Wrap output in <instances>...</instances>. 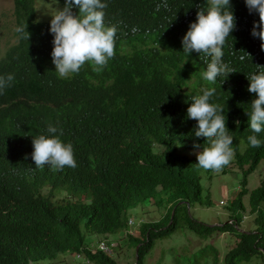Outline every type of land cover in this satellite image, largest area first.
I'll return each mask as SVG.
<instances>
[{"label": "trees", "instance_id": "trees-1", "mask_svg": "<svg viewBox=\"0 0 264 264\" xmlns=\"http://www.w3.org/2000/svg\"><path fill=\"white\" fill-rule=\"evenodd\" d=\"M55 1L39 22L36 0H13L4 25L14 41L0 50V264H119L94 239L147 264L155 241L184 227L233 236L222 264H264V181L246 189L264 160V0ZM221 146L233 160L210 157ZM235 167L232 222L191 217L185 202L211 207L201 170ZM247 194L257 227L238 232ZM152 201L166 214L130 234L129 210ZM211 255L217 264L215 246L195 264Z\"/></svg>", "mask_w": 264, "mask_h": 264}, {"label": "rangeland", "instance_id": "rangeland-1", "mask_svg": "<svg viewBox=\"0 0 264 264\" xmlns=\"http://www.w3.org/2000/svg\"><path fill=\"white\" fill-rule=\"evenodd\" d=\"M224 0H211L210 3H220ZM37 21L46 22L55 13H57L62 5L55 0H36ZM14 9L13 0H0V50L5 52L7 47L14 41V37H11L10 32H6L4 27L5 22H10L12 18V11ZM203 21V19L201 20ZM191 79V78H190ZM191 83L194 79L189 80ZM209 82V80H208ZM242 144V143H241ZM244 146V145H243ZM191 158L205 159L207 153L201 152V150H186L184 152ZM233 152H230L228 147L221 146L211 150V156H220L228 161L233 160ZM232 163V162H231ZM201 184L203 188L204 200L211 201V207L195 205L190 207L189 215L199 222H202L209 226L223 225L224 223H231L230 214L228 208L232 207V201L236 198L240 191V182L243 180L242 171L238 168H231L225 174L221 171L208 172L207 169L201 170ZM264 181V160L256 167V169L247 177L246 189L250 193L251 191L259 188ZM61 197V194L59 195ZM242 203L245 207V212H240L242 223L240 229L245 231L255 230L257 225L255 221L257 219V213H252L249 206V195L243 197ZM259 209L264 214V202ZM167 209L165 207H157L154 202H145L138 207L129 210L127 218L131 217L134 221L133 229L138 227V222L144 221L145 223L158 221L165 215ZM133 234L139 235L136 230ZM106 241V240H105ZM235 238L228 233L214 235L210 239H203L194 232L190 231L186 227L179 228L170 236L160 238L154 243V248L147 258V264H195L196 261L201 258L202 251L206 250L212 252L214 246L219 254V262L222 264V258L228 249L234 244ZM101 241L94 239V246L92 250H95V245ZM124 242L120 244L115 241L114 249L115 259L119 264H133L134 263V251L129 252L128 249L122 248ZM209 245V248L207 246ZM122 248V249H121ZM204 255H207L206 253ZM84 260L75 256H58L55 260H45L34 264H82ZM91 264V263H86ZM202 264H215L213 256L211 255L209 263L205 261ZM248 264H263L261 259L254 258Z\"/></svg>", "mask_w": 264, "mask_h": 264}, {"label": "clouds", "instance_id": "clouds-1", "mask_svg": "<svg viewBox=\"0 0 264 264\" xmlns=\"http://www.w3.org/2000/svg\"><path fill=\"white\" fill-rule=\"evenodd\" d=\"M210 1H211V0H210ZM224 1H225V0H224ZM222 2H223V1H222ZM222 2H220V3H222ZM211 4H219V3H211ZM143 222H144V221H140V222H138V227H139L140 223H143ZM128 226H129V228H130L129 233H130V234H133V231L136 230V229H133L134 221H133V219H132L131 217H129V219H128ZM208 226H209V225H208ZM138 227H137V228H138ZM245 232H246V231H245ZM101 244H105V245L107 246V248H108V250H109L107 253L104 252V251H102V250L100 249ZM97 245H98V246H97ZM97 245H96L95 250H97V251H99V252H103L104 254H107V255L112 256L113 248H114V243H112V244H108L106 241H101V242H99Z\"/></svg>", "mask_w": 264, "mask_h": 264}, {"label": "water", "instance_id": "water-1", "mask_svg": "<svg viewBox=\"0 0 264 264\" xmlns=\"http://www.w3.org/2000/svg\"><path fill=\"white\" fill-rule=\"evenodd\" d=\"M186 204H187V206H188V210H189V212H190V207H191V204L189 203V202H185ZM174 218V212H173V214H172V219ZM172 224V221H171V223L169 224V226ZM216 226H222V225H215V226H209V227H212V228H214V227H216ZM235 228L238 230V232H244L243 230H241L240 228H238L237 226H235ZM139 249H140V246H138V248H137V251H136V260L138 261L139 260V257H138V251H139Z\"/></svg>", "mask_w": 264, "mask_h": 264}, {"label": "built area", "instance_id": "built-area-1", "mask_svg": "<svg viewBox=\"0 0 264 264\" xmlns=\"http://www.w3.org/2000/svg\"><path fill=\"white\" fill-rule=\"evenodd\" d=\"M100 249L106 253L109 251L105 244H101Z\"/></svg>", "mask_w": 264, "mask_h": 264}]
</instances>
